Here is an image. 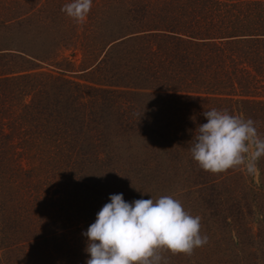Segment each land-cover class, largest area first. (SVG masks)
Returning <instances> with one entry per match:
<instances>
[{
  "label": "trees",
  "instance_id": "1",
  "mask_svg": "<svg viewBox=\"0 0 264 264\" xmlns=\"http://www.w3.org/2000/svg\"><path fill=\"white\" fill-rule=\"evenodd\" d=\"M69 2L0 1V264H86L90 258L83 233L101 210L97 197L57 204L45 197V181L33 177L36 167L28 170L20 161V150L31 148L39 157L43 148L55 147L57 136L64 138L60 152L74 170L66 177L93 180L89 194L110 190L113 174L119 186L121 177L132 188L131 201L155 200L166 193L154 191L178 184L167 195L201 217L208 242L191 256L163 251L167 264H264L263 158L260 184L241 183L235 195L222 183L227 172L204 181L206 200L197 196L190 205L189 196L176 192L190 180L178 171L187 170V143L207 122L205 111L251 118L264 135L262 120L247 110L258 105L264 114V101L251 95L256 69L239 67L258 60L264 74V0H92L82 25L61 11ZM63 42L82 50L78 72L98 79L72 80L76 53L63 59L68 67L62 60L54 70L36 72L39 63H52ZM86 91L97 96L92 111L79 113ZM108 119L112 123H104ZM120 137L133 155H118L125 149ZM160 170L163 176L176 172L161 177L158 184H167L158 189ZM238 215H257L259 227L243 236Z\"/></svg>",
  "mask_w": 264,
  "mask_h": 264
},
{
  "label": "clouds",
  "instance_id": "2",
  "mask_svg": "<svg viewBox=\"0 0 264 264\" xmlns=\"http://www.w3.org/2000/svg\"><path fill=\"white\" fill-rule=\"evenodd\" d=\"M91 8L92 0H70L61 11L82 25ZM203 116L207 122L197 126L190 148L199 168L210 174L243 169L256 175L264 158V135L256 121L227 109L212 108ZM109 200L83 233L90 257L86 264H167L163 251L191 256L208 242L201 235V217L172 195L129 203L123 194H113Z\"/></svg>",
  "mask_w": 264,
  "mask_h": 264
},
{
  "label": "rangeland",
  "instance_id": "3",
  "mask_svg": "<svg viewBox=\"0 0 264 264\" xmlns=\"http://www.w3.org/2000/svg\"><path fill=\"white\" fill-rule=\"evenodd\" d=\"M0 1H4V0H0ZM61 45H63L64 47H59L57 49V51H55V53L53 54L54 58L52 60V63L50 60L47 61V64H40L39 63V68L38 70H36V72H40V71H50V70H54L53 66H54V62L59 63L61 62L63 59H67L69 61L73 60L71 55H74V53H76V57L74 60H76L75 67L73 69L77 70L76 73L73 72V74H69L70 77H72V80L78 81L81 84H85L84 80L89 81V80H95L98 79L96 76L91 75V74H83V72H78L79 69V65H80V58L82 57V50L78 49L75 50L70 44H66V43H62ZM240 60V59H239ZM241 61V60H240ZM244 63L241 62L239 63V67L242 66H247L249 67V64L251 67H254L256 69V71H254V75H258L255 78V84L254 86H252L251 92L253 95L252 99H255L256 101H264V74L262 76V74L259 73L257 66H258V60H254L251 62H246L243 61ZM249 63V64H248ZM63 66L68 67V64L65 60H63ZM238 64V63H237ZM41 67V68H40ZM262 72V71H260ZM81 93V92H80ZM84 101H81L77 104V111L79 113L82 112H90L92 111V99L94 98L93 96H95L92 92L90 91H86L84 92ZM97 96V95H96ZM95 96V97H96ZM90 97H92L90 99ZM38 98V97H36ZM83 102H85V105H87V108L89 109H85ZM264 108V107H263ZM247 110L251 112V114L253 115V113H255V115L253 116L254 118H258L262 120V124H264V114L262 113L261 107L258 105H250L247 107ZM247 111V112H248ZM104 123H112V121L110 119L104 121ZM261 132L264 134V129L261 130ZM16 137H19V134H17ZM122 137V136H121ZM120 137V139H121ZM57 139H53L54 140V148H49L47 151V147L43 148L42 150L44 151V154H40L38 157L37 152H34V150H32L31 148H29V151L25 148H23V150H20V152L22 153V157H20V161L22 162L23 165L26 166V168L29 170L31 167H36L35 170V176L36 178H40L42 179V181H45V185L43 186V190L45 191V197H47V199L51 197H53V199H58L57 204H65V205H75L77 203H79L80 201L84 202L87 200L86 197H84V194H87L90 198L93 197H97L96 198V204H100L101 208L110 202L109 197L113 194H122L121 190L124 191V200L127 199V202L131 203V199L132 196L129 192L130 189L132 188H128L126 185H123V181L122 178L120 177V182H121V186H119V182H117V177L115 176V174H113V176H111V181H114L113 184L109 185L110 190L106 189L105 187H101L100 189H98L99 192L96 196L94 194H89L91 192H87L86 191V187L90 190H92V188L89 186L90 183L94 182L91 179H85L84 182H79L78 177L75 178L73 180H68V177H66V175H71L74 170L71 171V166L68 167L65 164V160L62 158L60 149L62 150V143H64V138L61 136H57L55 137ZM113 138V137H111ZM118 139V138H117ZM117 139H113L114 141H116ZM121 146L123 149L122 151H118L120 152L118 155H121L120 157H126L129 156L130 154L133 155V153L127 152L126 146H127V142L125 141V138L121 139ZM13 144L16 143L17 146L19 144L18 141L13 140L12 141ZM11 142V143H12ZM188 147H192L191 143H187ZM119 148V147H118ZM189 148V151H190ZM36 149V148H34ZM134 151V149H132ZM18 151V150H17ZM47 155L49 157H47ZM100 157H104L103 154H100ZM48 158V159H47ZM76 158L72 157L71 162H74ZM125 160H128V157L125 158ZM157 161H159V158L156 159ZM184 160H187V162L189 161V163H187L185 166L187 167L186 171H184L183 169H181L180 171H178L179 173L182 174H188V176H190V180L187 181V185L184 188H180V191H176V192H184L187 196H189L187 199L189 201V204L192 205L191 201L193 198L200 196V197H204V200H206V196L207 194V190H205V186L206 183L204 181L208 180V179H212V178H216V179H221L218 178L217 175L220 174H210L208 172L203 171L202 169L199 168L198 164L192 159V157H188L185 158ZM59 161H63L62 163H60ZM260 163H264V158L262 160V162ZM30 164V165H29ZM178 165H180L179 163H177ZM12 165V164H11ZM29 165V166H28ZM72 165H74V163H72ZM12 167V166H11ZM42 167V169H40ZM117 170V174H121V176L123 175L122 172L120 171V169H116ZM169 168H167L166 172H168ZM10 172V169L9 171ZM7 172V173H8ZM165 172V173H166ZM172 174L175 173L176 171L172 170L171 171ZM171 173L169 175L163 176V171H159L157 173V176L155 177V186L154 188H163L165 184H158L161 181V177H172ZM76 175V174H75ZM72 176V175H71ZM8 177V175L4 178V180H6ZM3 178L0 177V181L2 182ZM222 183H226L230 186V190L231 192H233V195L239 193L242 189H241V183H243L245 186H252V184H256L259 185L260 184V180H261V176H260V170H259V164H258V172L256 175H249L247 174V172L243 169H237V170H228L226 173V176L223 177L222 179ZM106 182V180L104 181V183ZM158 184V185H157ZM204 185V188H201ZM134 186V189H137L135 185H132V187ZM175 189L179 190L178 184L177 183H169V185L161 190L158 191H154V196H158L160 194H164L165 195L172 193V191H174ZM42 190V191H43ZM83 191H85L86 193H83ZM207 191V192H206ZM94 191H92L93 193ZM175 193V192H173ZM138 195V193H136ZM3 195V194H2ZM106 195H109L106 197ZM125 195H129V196H125ZM75 196H77V199L75 198ZM158 198V197H155ZM79 201V202H78ZM241 219V233L243 236H247L250 234V232L253 230V232H255L256 228L259 227V220L260 218L257 215H248L247 217H245V220H243L242 215H238ZM2 252H0V256H2ZM32 262V260L30 261V263Z\"/></svg>",
  "mask_w": 264,
  "mask_h": 264
}]
</instances>
